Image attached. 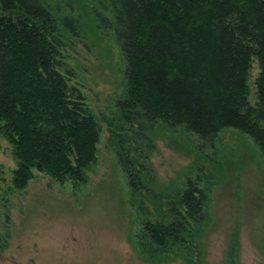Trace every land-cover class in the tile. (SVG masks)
Returning <instances> with one entry per match:
<instances>
[{"label":"trees","instance_id":"trees-1","mask_svg":"<svg viewBox=\"0 0 264 264\" xmlns=\"http://www.w3.org/2000/svg\"><path fill=\"white\" fill-rule=\"evenodd\" d=\"M83 20L110 32L123 59L124 88L107 123L132 203L143 210L146 201L157 215L143 225L141 251L200 263L224 164H193L183 185L163 190L149 157L160 132L179 127L202 147L233 128L264 155V0H0V131L17 159V189L34 170L85 181L95 161L100 126L62 55L66 41L82 35ZM253 57L255 106L246 85ZM237 245L236 230L229 264Z\"/></svg>","mask_w":264,"mask_h":264},{"label":"rangeland","instance_id":"rangeland-1","mask_svg":"<svg viewBox=\"0 0 264 264\" xmlns=\"http://www.w3.org/2000/svg\"><path fill=\"white\" fill-rule=\"evenodd\" d=\"M85 26L83 20L82 35L67 40L62 55L100 126L95 161L85 170V181L59 182L34 170L27 185L17 189L12 183L17 159L0 131V264H187L173 254L157 260L141 251L143 225L157 215L146 201L143 210L138 201L132 203L107 123L124 88L123 59L110 32ZM259 72L253 57L246 84L252 106L258 102ZM155 143L158 151L149 161L159 189L183 185L193 164H224V178L211 194V223L202 232V261L193 256V262L229 264L237 230L232 264H264V155L252 138L226 128L202 147L193 132L179 127L160 132Z\"/></svg>","mask_w":264,"mask_h":264}]
</instances>
